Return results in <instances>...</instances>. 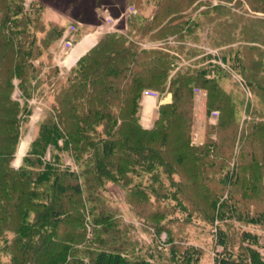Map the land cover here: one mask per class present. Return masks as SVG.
Listing matches in <instances>:
<instances>
[{"label": "trees", "instance_id": "obj_1", "mask_svg": "<svg viewBox=\"0 0 264 264\" xmlns=\"http://www.w3.org/2000/svg\"><path fill=\"white\" fill-rule=\"evenodd\" d=\"M156 1L150 24L135 22L132 32L137 40L164 43L144 48L131 40L132 32L106 34L69 75L49 82L53 100L15 168L30 102L49 96L39 90L36 56L62 32L50 22L53 29L40 39L41 13L25 11L24 0H0V264H199L203 249L181 239L194 219L217 229L215 244L223 252L215 264H264L259 236L244 227L264 229V0L249 13L263 17L236 16L244 22L245 42L231 43L233 24L220 32L225 64L243 78L253 108L238 81L231 94L204 69L170 78L174 57L165 38L193 30L184 16L202 0ZM217 1L224 5L202 12L207 22L232 13V3L241 7V0ZM136 2L145 7L148 0ZM52 70L45 81L57 76ZM16 83L19 99L13 97ZM196 84L208 93V113L215 108L222 115L220 139L201 146L192 145ZM145 90L172 93L151 130L140 120ZM241 110L252 115L246 130ZM237 148L234 173L229 164ZM111 184L147 231L166 234L164 251L153 256L144 250L108 195Z\"/></svg>", "mask_w": 264, "mask_h": 264}, {"label": "rangeland", "instance_id": "obj_2", "mask_svg": "<svg viewBox=\"0 0 264 264\" xmlns=\"http://www.w3.org/2000/svg\"><path fill=\"white\" fill-rule=\"evenodd\" d=\"M156 2V0H153V3H151V0L150 2L148 0L145 7H139L136 0H24L25 11L34 9L35 12L41 13L37 21V23L39 21L41 23L40 39L46 36L50 27L53 29L54 26L50 22H55L63 27L62 31L59 28L60 26L58 27L59 33L62 32V34L61 37L59 34L53 42L52 47L45 49L42 56H36L35 65L42 67L39 69V75L40 82L43 84L39 90L45 91L48 95L52 94L49 82L55 79H64L69 75L71 69L77 65L78 60L86 55L85 53L89 49L91 50L95 44L97 45L106 34L117 33L127 35L133 31V28L138 23L149 25L158 12ZM256 3L257 0H241V7L234 6L232 3L229 6L233 14L226 12L225 15L222 14L218 17L216 12L212 13L215 18L218 17L213 22H207L209 17L206 18L202 12H206L207 9L217 7L218 5H224V3L217 0H202L199 5L196 4V6L198 5L197 7L190 8L184 16L183 22L185 24L188 22L193 23V30L184 29L182 37L175 38L168 35L165 38L169 42L166 47L174 57V70L170 78L178 71L181 73L194 72V67L204 69L207 71L209 79L220 78L221 80L218 83L220 88L231 94H237L239 88L236 85V81H238L241 83V87L245 91L247 99L250 100L253 108L254 97L250 89L243 81V78L233 71V67L225 64L224 58H228L224 54V51L227 50V45L224 42H220V32H222L223 28L227 29V27L233 24L235 25L233 29L235 36L231 40V43H235L233 46L238 47L241 42H245L246 40L241 35L243 34L242 28L244 22L237 20L236 16L249 15L254 17V14H256L257 17H263V15L257 13L249 14L252 6H255ZM136 17L140 19L135 21ZM200 19L202 22H199ZM163 23L164 21L161 22V24ZM223 23L224 25H222ZM19 32L22 34L23 30ZM133 34L135 32H132L130 36L131 40L139 39V36L135 39ZM137 41L144 48H158V45L164 43V41L152 42L148 37L142 41ZM73 63L75 64L74 66H72ZM54 67L58 71L57 76L52 75L48 79L49 81H45L46 78L55 73L52 70ZM202 87H204L203 84L193 85L192 91L195 99L192 145L195 146H201L207 139L218 141L221 135V112L213 108L211 110L213 112L208 113L210 98ZM13 97L15 99L21 97L17 83ZM52 100L53 96L49 95L46 99L42 98L40 102H38L37 97L30 102L32 112L28 120L20 128L21 138L16 157L12 162L13 167L19 168L21 166L22 158L26 156L32 142L38 137L44 113L43 108H49ZM171 102L172 93L168 90L164 92L145 90L140 99V120L142 126L147 130H151L158 119L161 106ZM249 110L253 111L254 109ZM251 116V114H247L244 110H241L238 114L242 130L248 128L249 122L252 119ZM241 129L240 132L242 131ZM238 152L237 148L234 159L229 164V169L234 173L239 169V163L235 159ZM48 159H50V155ZM66 161H68V164H71L67 158ZM108 195L114 205L124 212L123 218L127 224L133 227V235L148 254L155 256L158 251L166 249V234L163 233L157 236L152 231H147L145 225L140 223L125 206L122 200V193L113 184L108 186ZM224 197L227 198V195L225 194ZM244 227L259 236L261 251L264 255V229L248 225ZM216 232L217 229L215 227L208 226L199 219H194L187 227L186 232L183 235L181 234V239L185 244L203 249L204 255L201 257L199 264H215L218 254L223 252V247L216 246L215 244Z\"/></svg>", "mask_w": 264, "mask_h": 264}, {"label": "water", "instance_id": "obj_3", "mask_svg": "<svg viewBox=\"0 0 264 264\" xmlns=\"http://www.w3.org/2000/svg\"><path fill=\"white\" fill-rule=\"evenodd\" d=\"M95 45H96V44H95ZM95 45H94V46H95ZM94 46H93V47H94ZM89 50H90V49H89ZM89 50H88V51H89ZM88 51H87V52H88ZM87 52H86V53H87ZM86 53H85V54H86ZM80 59H81V58H80ZM80 59H79V60H80ZM79 60H78V62H79ZM23 157H24V156H23ZM22 159H23V158H22Z\"/></svg>", "mask_w": 264, "mask_h": 264}, {"label": "bare ground", "instance_id": "obj_4", "mask_svg": "<svg viewBox=\"0 0 264 264\" xmlns=\"http://www.w3.org/2000/svg\"><path fill=\"white\" fill-rule=\"evenodd\" d=\"M76 62V61H75ZM75 64L73 63V65L72 66H74ZM22 157V156H21Z\"/></svg>", "mask_w": 264, "mask_h": 264}]
</instances>
